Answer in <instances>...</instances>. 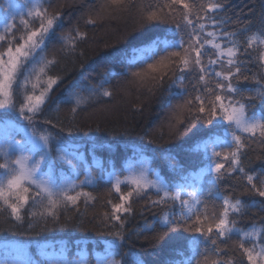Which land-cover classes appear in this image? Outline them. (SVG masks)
I'll use <instances>...</instances> for the list:
<instances>
[{
  "label": "snow or ice",
  "instance_id": "1",
  "mask_svg": "<svg viewBox=\"0 0 264 264\" xmlns=\"http://www.w3.org/2000/svg\"><path fill=\"white\" fill-rule=\"evenodd\" d=\"M53 2L25 0L19 11L10 0L3 4L7 16L0 25V215L14 226L27 222L33 229L59 223L62 210L79 215L81 203L85 208L95 204L97 197L86 190L94 186L87 171L81 180L75 157L59 147L53 154V142L59 144L61 138L49 126L63 132L59 118L40 123L37 118L53 111L51 93L65 79L58 68L61 60L77 56L80 43L88 38L80 21L96 27L107 20L132 18L140 41L116 49L108 61L113 69L119 64L120 71L105 70L95 87L57 98L54 111L59 112L60 103L71 102L74 118L93 98L111 99L116 87L148 94L163 90L169 103L180 101L166 121L170 138L191 141L189 151L201 156L202 166L185 174L173 164L178 179L171 180L141 156L121 174L109 172L105 207L110 210L89 221L111 238L104 241L103 254L95 255V264H124L114 258V250L132 234L127 225L139 200H145L141 215L152 209H159L160 215L133 230L137 236L157 227L167 229L158 233V239L169 232L190 234L187 254L179 253L184 258L169 264H264V215L246 227L237 219L253 208L264 214V7L256 27L254 18L228 14V0H98L64 30L65 4L54 9ZM57 43L58 48L46 51ZM80 67L88 70L83 63ZM157 139H164L163 131ZM154 142L147 139L149 145ZM250 152L256 153V167ZM57 161L68 165V174L57 169ZM205 176L211 185L207 196L198 182ZM81 252L84 255L75 264H92L86 250ZM0 264L38 262L5 258ZM51 264L73 262L60 259Z\"/></svg>",
  "mask_w": 264,
  "mask_h": 264
},
{
  "label": "trees",
  "instance_id": "2",
  "mask_svg": "<svg viewBox=\"0 0 264 264\" xmlns=\"http://www.w3.org/2000/svg\"><path fill=\"white\" fill-rule=\"evenodd\" d=\"M22 5L25 0H19ZM54 0L53 8H57L60 4H65L64 19L65 29L76 22L82 12L98 3V0ZM0 10H3V1L0 0ZM68 5H72L69 7ZM264 7V0H228V14L234 15L243 13L245 18H254L256 27H259L261 18L259 13ZM82 31L88 33L86 41L81 42L77 49V56H68L61 60L58 66L59 70L65 76L63 82L56 87L51 93L49 108L53 111H45L43 116L37 118L40 123L45 118L58 119V123H62L63 132H59V128L49 130L54 134L59 133L61 142L54 143L55 147L59 146L62 151H68V145L63 141L71 143H79L73 150L82 153V159L74 162H84V168L89 169L87 175L94 181V186H88L87 191H92L97 197L94 205H88L87 208L81 203L80 214L74 211H68L61 215L59 223H48L47 226H37L28 229L27 222L23 226H14L7 221L6 216L0 215V239L16 238L27 243L33 241H59V246H52L57 251L73 252L80 255L81 249L86 250L94 261V252H99L101 244L110 237L100 234V230L94 227V222L90 223L94 215L100 214L106 209L105 200L107 199L108 190L111 188V182L106 179L105 173L110 170L120 173L127 166V160L135 155L144 156L149 161V167L158 171L162 176L176 180L177 172H173L171 165L175 164L177 169L183 168L184 173L196 172L201 160L199 154L189 151L191 141H187L185 137L179 136L170 138L166 121L171 107H174L178 100L167 101V93L163 90L156 91L154 94L146 92H137L135 88L129 91H123L116 87L111 99L101 98L93 101L80 110L73 118L70 114L72 107L71 102H62L59 105V112L54 111L57 98H63L69 91L75 93L77 89L86 86L95 87L100 76L105 70L120 71L121 66L117 64L113 69L109 64V57L116 54V49L123 50L131 44L138 43L141 39L138 33V24L135 19H115L107 20L103 24L96 27L84 25L80 21ZM231 27V26H229ZM59 47V44L49 45L46 51H51L52 47ZM83 51L84 55L79 56V52ZM83 63L87 67V71L81 69L80 64ZM112 85H117V80H113ZM82 95H87L86 92ZM13 114H9L11 117ZM71 128L69 135L68 129ZM164 132V139H157L160 132ZM87 133V135H85ZM148 133L146 139L141 137ZM153 139L155 142L151 145L147 144V139ZM157 144L163 145L168 151L157 147ZM2 146V145H0ZM53 146V154L55 148ZM249 157L252 166H258L256 161V153L250 152ZM59 171L68 174V165L62 161L56 162ZM79 167V166H78ZM79 179H85V171L81 166L79 169ZM71 179L72 176H69ZM209 181V180H208ZM208 181L204 185L205 195L211 190ZM201 183L202 181H198ZM115 196V194H113ZM118 199V198H117ZM249 199V198H246ZM259 199V197H255ZM145 204V200H139L134 204L136 215L130 218L127 225V231L132 232L128 239L121 242L122 246L117 248L115 259H123L124 264H169L170 261L180 260L184 257L179 253L187 254V239L190 234L180 231L179 233L169 232L163 239H158V233L167 231V229L156 228L154 232H148L137 236L136 230L143 227L145 223H152L153 217L160 215L159 209L145 210L140 214L141 207ZM264 215L258 213L253 208L248 215L237 218L239 226L246 227L251 224L255 217L258 221L259 216ZM83 221V224H81ZM235 239V238H234ZM232 241H229L231 245ZM32 248V245H31ZM83 253V252H81ZM8 259L3 249H0V260ZM34 260L38 264H51L52 260L46 255H33ZM70 259V258H69Z\"/></svg>",
  "mask_w": 264,
  "mask_h": 264
},
{
  "label": "rangeland",
  "instance_id": "3",
  "mask_svg": "<svg viewBox=\"0 0 264 264\" xmlns=\"http://www.w3.org/2000/svg\"><path fill=\"white\" fill-rule=\"evenodd\" d=\"M3 4H4V0ZM10 2L14 5V8L16 11H19L22 8V3L19 0H10ZM1 5V4H0ZM7 14L1 13L0 10V25H2L5 22ZM12 117V116H11ZM8 117V118H11ZM38 122V121H37ZM26 121H20L21 125L26 124ZM39 123V122H38ZM2 125H0V129H2ZM54 133V132H53ZM3 135V132L0 131V136ZM17 139H19V136L16 137ZM56 143L55 141L53 142V144ZM63 143L69 144L68 147V155L71 157H75V161L79 160V158L82 159V153L73 151V150H69V149H73L75 147H77L79 145V143H71V142H67V141H63ZM54 146V145H53ZM59 147V146H57ZM57 147L54 146V148L56 149ZM145 162L148 164L147 159H145V157L143 156ZM141 158L139 156L133 158L130 157L127 161L126 166L128 167L129 165H133L134 163L138 164L140 162ZM63 164L67 165L65 162H63ZM79 167H77V172L79 173V169L82 166L84 171L89 169L84 168V162L81 161L77 164ZM149 166V164H148ZM126 167V168H127ZM87 171V173H88ZM112 170L108 171L106 173V178L109 179L110 181V177H109V172H111ZM117 174H121L116 172ZM126 174V173H125ZM210 180L209 176H205L203 180ZM229 243V242H228ZM32 245V248H31ZM59 241L57 242H53V241H33L32 243H29V241H27V243H25L24 241L20 240V239H16V238H8V239H0V249H3V252L6 253V255L8 256V259L12 260V259H19V260H34L33 255H46L48 257V259L54 261V260H66V261H71L73 262V264H75V262L79 261V259L81 258V256L84 255L83 253H79L80 255H75L73 252H65V251H57L55 250V248H52V246H59ZM104 241L101 244V249L99 252H94V261H92L90 259V257L88 256L87 259H89L92 264H95V255L96 254H103L104 251ZM115 253L117 251V249L114 250ZM87 253V252H86ZM116 255V254H115ZM115 257V256H114ZM70 258V259H69Z\"/></svg>",
  "mask_w": 264,
  "mask_h": 264
}]
</instances>
